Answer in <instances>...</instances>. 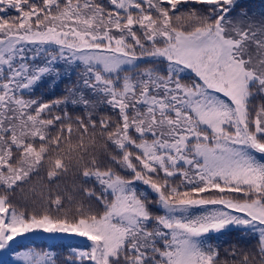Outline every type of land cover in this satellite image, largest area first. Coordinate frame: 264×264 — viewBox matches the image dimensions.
<instances>
[{
  "label": "snow or ice",
  "instance_id": "obj_1",
  "mask_svg": "<svg viewBox=\"0 0 264 264\" xmlns=\"http://www.w3.org/2000/svg\"><path fill=\"white\" fill-rule=\"evenodd\" d=\"M0 264H264V0H0Z\"/></svg>",
  "mask_w": 264,
  "mask_h": 264
},
{
  "label": "trees",
  "instance_id": "obj_2",
  "mask_svg": "<svg viewBox=\"0 0 264 264\" xmlns=\"http://www.w3.org/2000/svg\"><path fill=\"white\" fill-rule=\"evenodd\" d=\"M34 243H35V247L37 249H43V248H46L49 244H52L53 241H50V240H36ZM56 243H66V241H64V242L57 241Z\"/></svg>",
  "mask_w": 264,
  "mask_h": 264
}]
</instances>
